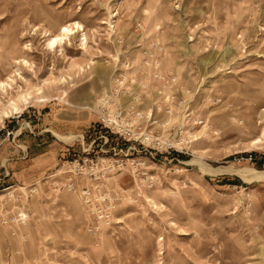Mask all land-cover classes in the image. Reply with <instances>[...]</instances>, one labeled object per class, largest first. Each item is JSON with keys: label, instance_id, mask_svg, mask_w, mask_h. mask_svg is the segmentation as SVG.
I'll list each match as a JSON object with an SVG mask.
<instances>
[{"label": "rangeland", "instance_id": "rangeland-1", "mask_svg": "<svg viewBox=\"0 0 264 264\" xmlns=\"http://www.w3.org/2000/svg\"><path fill=\"white\" fill-rule=\"evenodd\" d=\"M61 27L78 33L53 50ZM146 51L182 76L201 125L178 162L101 185L117 210L96 232L80 194L46 184L45 159L83 158V138L109 134L97 101ZM1 82V113L32 98L0 114V264H264V177L251 173L264 172V0H0Z\"/></svg>", "mask_w": 264, "mask_h": 264}, {"label": "built area", "instance_id": "built-area-1", "mask_svg": "<svg viewBox=\"0 0 264 264\" xmlns=\"http://www.w3.org/2000/svg\"><path fill=\"white\" fill-rule=\"evenodd\" d=\"M155 41L153 47L164 56L162 44ZM119 43L124 44V39ZM143 55V68L127 62L114 76L110 90L97 101L98 122L109 134L103 132L88 148L83 138V158L63 161L46 179L55 193L64 190L80 194L90 209L96 232L114 226L117 210L114 196L102 191L101 185L111 182L116 174L130 171L139 181L159 166L162 157L178 162V156L190 154L196 141L193 131L201 125L188 107L193 100H186L185 95L191 92L185 93L178 71L163 68L154 53L146 51ZM177 105L184 107L180 124L175 122ZM116 138L124 145L116 144ZM95 149L99 156H90ZM81 180L87 186L80 189Z\"/></svg>", "mask_w": 264, "mask_h": 264}, {"label": "bare ground", "instance_id": "bare-ground-1", "mask_svg": "<svg viewBox=\"0 0 264 264\" xmlns=\"http://www.w3.org/2000/svg\"><path fill=\"white\" fill-rule=\"evenodd\" d=\"M81 29V28H80ZM82 32V31H80ZM78 33V31L75 30V28H70V27H61L59 29V34L58 36L56 37H53L52 39H50L48 45L50 48H52L53 50L57 49V48H61V49H64L65 48V41L68 40V42L70 43L71 41V37L73 36H76ZM83 37V41H86V36L85 34L82 35ZM82 72H84V70H80ZM69 79L72 80L73 78H71L69 76ZM53 83H55V85L57 86H63L65 84L68 83V78L66 77H62L60 78L59 80H55ZM54 85V84H53ZM7 87H10L12 88V84L10 83H0V92L1 91H6L7 90ZM31 88V87H30ZM34 88V87H32ZM36 92H37V95H42L44 94V89L43 88H37L36 89ZM32 95L29 93V94H20L18 97L19 100L17 101H13L11 102V107H10V110H7V111H2L1 113V110H0V114L2 115V117L4 118H9L10 114H13L14 112L16 114H19L21 112V109L19 107V102L21 101L22 102H25L27 103L29 101V99H31ZM76 139V138H75ZM257 143H260V142H257ZM252 174H254L255 176H259V177H264V172H257V171H252L251 172ZM250 175V174H249ZM264 180V179H263Z\"/></svg>", "mask_w": 264, "mask_h": 264}, {"label": "crops", "instance_id": "crops-1", "mask_svg": "<svg viewBox=\"0 0 264 264\" xmlns=\"http://www.w3.org/2000/svg\"><path fill=\"white\" fill-rule=\"evenodd\" d=\"M54 131H56V132H58V133H60V134H62L63 135V133H62V131H57V130H54ZM51 134H52V132H51ZM53 135V134H52ZM52 137H55L54 135L52 136ZM56 138L58 139V140H60V141H62V142H64V137L63 136H61V135H59V134H56ZM54 146H52L51 148H53ZM53 149H55V148H53ZM56 151L54 150L53 152H51L50 154H49V156L48 157H46V164H48L49 165V167L50 168H53L54 167V170H56L60 165H58V164H56L57 163V159H56ZM62 163V162H61ZM57 165V166H56ZM54 170H52V171H54Z\"/></svg>", "mask_w": 264, "mask_h": 264}]
</instances>
